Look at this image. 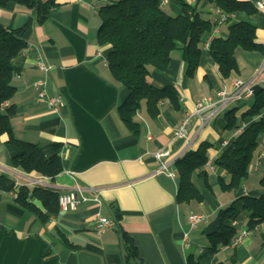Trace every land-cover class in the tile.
Here are the masks:
<instances>
[{"label":"crops","instance_id":"crops-1","mask_svg":"<svg viewBox=\"0 0 264 264\" xmlns=\"http://www.w3.org/2000/svg\"><path fill=\"white\" fill-rule=\"evenodd\" d=\"M109 1L60 0L59 7L43 23L38 21L35 10L25 5L11 2L0 6V23L5 28L28 27V47L14 61L16 94L0 108V113L14 103L15 135L39 144L46 157L61 156L63 171L49 179L52 188L61 194L79 185L91 198L101 199V203L84 202L76 210L60 209L44 223L16 202L15 191L0 189V264H125L128 247L122 231L133 239L143 264H188L190 254H206L207 233L216 228L214 220L219 209L239 195H260L264 190L249 183L252 173H262L264 168L263 139L250 165L252 173L238 192L221 188L219 176L227 177V181L230 178L215 164L225 148L223 144L238 135V129L226 127V112L240 107L237 116H241L249 109L253 96L229 103L205 124L200 117L193 116L187 125V137L175 135L202 97H217L225 87L233 90L238 78L245 82L264 78V54L239 50L240 71L225 79L209 48L203 47L200 66L193 76L186 75L183 51L174 50L168 67L153 68L149 79L157 87L175 86L179 93L177 102L161 101L160 112L153 117L144 101L137 114L140 131L134 134L117 111L128 90L112 78L107 64L110 47L99 45L97 40L99 10ZM184 1L197 7L203 19L214 22L215 3ZM246 1L256 6V12L234 13L229 24L221 27L220 35L227 36L229 25L247 21L256 27L257 41L264 45V7H257L263 0ZM164 8L173 15L182 12L180 0H169ZM40 59L52 66L49 73L39 68ZM38 81L46 82L49 95L62 96L60 111L38 101ZM213 112L207 109L202 114L208 118ZM249 121L245 119L241 126L245 128ZM203 141L216 145L209 150L208 176L195 177L204 200L179 204L175 160L186 151L197 149ZM160 150L170 152L165 160L175 177L164 171L155 157ZM17 153L9 136L0 135V176L14 180L16 191L21 185L33 187L30 180L44 176L16 167L12 160ZM257 164L259 170H255ZM33 201L42 205L36 199ZM191 212L206 218L195 229L189 223ZM99 216L117 218L115 228L98 234ZM246 230L243 222L239 230L242 239L214 255L204 256L201 264H262L264 225L244 233ZM185 232L192 242L186 250Z\"/></svg>","mask_w":264,"mask_h":264},{"label":"trees","instance_id":"trees-1","mask_svg":"<svg viewBox=\"0 0 264 264\" xmlns=\"http://www.w3.org/2000/svg\"><path fill=\"white\" fill-rule=\"evenodd\" d=\"M59 1L0 0V6L5 7L11 2L25 5L34 9L38 21L43 23L49 18L52 10L59 7ZM209 1L232 14H252L257 10L253 3L246 0ZM180 3L182 12L177 15L169 13L162 0H110L99 10L101 24L97 33L98 43L110 47L107 64L112 78L128 90V96L118 106L117 111L134 134L140 131L137 114L144 101L150 115L156 117L160 112L161 101L176 103L179 96L173 85L155 86L149 79L151 70L166 69L172 59V52L181 49L187 63L186 75L193 76L200 66L205 39L213 33L214 22L203 19L197 7L184 0H180ZM27 30V26L7 29L0 23V108L16 94V86L13 84L14 61L28 47ZM209 50L222 77L228 79L240 71L237 57L239 50L259 51L264 54V45L257 41L256 27L250 22L240 21L229 25L227 36H214ZM239 109L240 107H234L226 112V127L237 130L245 119L251 121L225 146L215 162L230 178L227 181V177L219 176V183L224 191L238 192L250 173V165L258 152L264 133V87L255 88L249 109L238 117ZM15 113L14 103L6 106L5 113H0V135L7 134L9 143L18 149L12 160L14 165L26 173L55 178L63 171L61 156L55 154L46 157L39 144L19 139L12 125ZM215 146L214 143L203 141L197 149L188 150L175 160L179 179L176 200L179 204L204 200L195 177L208 176L206 166L210 160L209 150ZM260 183L264 189V176ZM0 189L15 191L16 202L44 223L60 211V192L56 188L21 185L16 191V182L6 175H1ZM34 199L42 205L38 206ZM115 219L117 221V218ZM235 221L246 222L248 231H254L264 223V190L260 195H239L228 206L219 209L214 220L216 228L207 233L206 254L198 257L190 254L188 264H201L204 256L214 255L221 248L234 243L241 227V224L235 225ZM122 237L128 247L125 264H143L133 239L124 231ZM64 242L68 243L66 239ZM262 246L264 247V234Z\"/></svg>","mask_w":264,"mask_h":264},{"label":"built area","instance_id":"built-area-1","mask_svg":"<svg viewBox=\"0 0 264 264\" xmlns=\"http://www.w3.org/2000/svg\"><path fill=\"white\" fill-rule=\"evenodd\" d=\"M162 2H163V5H166L169 2V0H162ZM257 7L263 8L264 0L258 2ZM232 16H233L232 13H228L225 10H223L221 7L216 6L215 18H214L215 27H214L213 33L209 34V36L205 39L204 46L206 48L210 47L211 40L213 39L214 36L220 35L221 27L229 24ZM38 66L40 69L44 70L47 73H49L52 70V66L46 64L42 59L39 60ZM45 85H46L45 81H38L36 83V86L40 89L39 95H38V101L46 102L54 110L60 111L62 103H63L62 96L61 95H49L46 91ZM257 86L264 87V78H262L261 80H256V81H251V82H245L238 78L233 83V90H229L228 88L225 87L221 92H219L217 97H209V96L202 97L196 103L192 114L187 115L186 118L183 120L181 126L178 128L175 135L177 137L186 138L188 135L187 125L191 117L198 116L201 118L202 123L205 124L210 118H213V116H216L219 113V111L223 107L227 106L229 103H232L235 101L246 100L254 96L255 88ZM207 109L214 110V112L208 118L204 117L202 114L203 111ZM243 129L244 127L241 126L240 128H238L237 133L239 134L240 132L243 131ZM262 139L264 140V133L262 134ZM227 144L228 142H225L223 145L227 146ZM262 153L264 154V150ZM169 156H170V152L167 150H160L155 154V157L161 163L162 169L166 171L171 177H175V174L169 170L168 163L165 160ZM255 170H259V164L255 166ZM50 178L51 177H48V176H40L39 178L35 180H30V184L32 186L40 185V186L53 187L49 183ZM89 200H94L98 203H101V199L98 196L91 198L86 193V190L78 185L76 186V188L66 193L60 194L59 205H60V209H63V210H68V209L76 210L80 204L87 202ZM188 218H189L190 227L192 229L197 228L206 219L204 215L195 214L193 212L188 214ZM234 224L240 225L242 223L239 221H235ZM262 225H264V223L261 224L260 226ZM115 226H116L115 219L105 217V216H99L96 221V232L98 234H103L108 229L115 228ZM260 226H258V228ZM248 232L249 231L246 230L244 233H248ZM242 235H243L242 233H239L237 236V239L231 245H236L242 239ZM191 246H192V242L189 237V233L185 232L183 248L184 250H186V249L191 248Z\"/></svg>","mask_w":264,"mask_h":264},{"label":"rangeland","instance_id":"rangeland-1","mask_svg":"<svg viewBox=\"0 0 264 264\" xmlns=\"http://www.w3.org/2000/svg\"><path fill=\"white\" fill-rule=\"evenodd\" d=\"M252 102H253V100L251 102H249V103H252ZM222 117H223V115H221V118ZM263 174H264V168L262 169V173H252V178H251V181L249 182L250 185H253V186L255 185L258 189H262L263 187H262V185L260 183V179L263 176ZM58 240L59 239H56V241H58Z\"/></svg>","mask_w":264,"mask_h":264}]
</instances>
